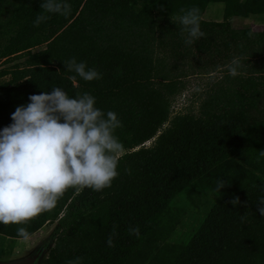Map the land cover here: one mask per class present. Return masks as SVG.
I'll list each match as a JSON object with an SVG mask.
<instances>
[{
	"label": "trees",
	"instance_id": "16d2710c",
	"mask_svg": "<svg viewBox=\"0 0 264 264\" xmlns=\"http://www.w3.org/2000/svg\"><path fill=\"white\" fill-rule=\"evenodd\" d=\"M67 2V17L48 14L35 27L42 0H0V62L22 60L0 69V131L29 96L60 88L69 98L90 94L105 117L115 113L122 126L113 135L124 151L110 187L69 188L26 224H0V243L22 240L19 227L31 237L51 225L42 264L77 257L81 264H264V26L231 25L234 18L264 23V0ZM218 5L212 13L220 20L206 19ZM192 7L205 35L188 46L175 18ZM72 58L101 78L69 79L75 73L63 62ZM233 59L240 63L235 77L228 71ZM221 68L224 77L209 85L196 114L171 115L188 72ZM221 179L227 186L219 194ZM207 193L218 201L197 230L174 240L188 207L178 199L195 210ZM136 227L139 236L130 235Z\"/></svg>",
	"mask_w": 264,
	"mask_h": 264
},
{
	"label": "clouds",
	"instance_id": "9594fccd",
	"mask_svg": "<svg viewBox=\"0 0 264 264\" xmlns=\"http://www.w3.org/2000/svg\"><path fill=\"white\" fill-rule=\"evenodd\" d=\"M42 10L34 26L50 19L48 14L67 17L71 5L67 0H42ZM176 17L185 44L191 46L202 38L199 8L192 7ZM172 19V18H171ZM251 36V33H249ZM66 70L84 81L101 78L95 69L75 58L63 62ZM240 63L233 59L228 66L229 75L237 76ZM26 106L16 108L11 115L12 124L0 131V224H26L56 202L69 188H91L97 192L110 187L117 176L118 157L123 145L113 135L121 122L115 113L106 114L95 108V98L88 93L78 98L69 96L60 88L29 96ZM227 186V181H217L215 192ZM239 205V198L230 201ZM259 205H264L261 198ZM258 205V206H259ZM264 217V207H258ZM130 235L139 236V228H131ZM23 241L30 239L24 227L17 229ZM107 244L113 247V236ZM77 257L68 264H81Z\"/></svg>",
	"mask_w": 264,
	"mask_h": 264
},
{
	"label": "rangeland",
	"instance_id": "374dc122",
	"mask_svg": "<svg viewBox=\"0 0 264 264\" xmlns=\"http://www.w3.org/2000/svg\"><path fill=\"white\" fill-rule=\"evenodd\" d=\"M206 19H216L220 20L219 17L214 16L212 12H208ZM232 28L234 29H243L249 28L252 30L262 29L264 23L261 19L253 18V19H241L234 18L231 20ZM166 52V51H164ZM160 56H163V52H160ZM22 60H16L14 63H20ZM14 63L4 64L3 61L0 62V69L4 67H9L14 65ZM199 64V63H197ZM195 67V66H194ZM189 77L186 81L185 91L176 96V98L172 101L171 105V115L174 116L176 114H184L187 112L196 114L199 110V105L203 101L205 97V93L209 88V85L215 81H221L225 75L224 68L221 70L215 71L211 74H197V70L193 72H188ZM151 142L146 145H150ZM214 195V194H213ZM211 195L210 193L206 194V199L202 201V203L195 209L190 205L191 203H187V200L178 199L177 206H186V213L184 215L183 224H180L176 229V237L173 236V239L178 237H183L188 235L193 230H197L200 226L202 220L207 215L210 207L216 201H218V197L216 195ZM178 198V197H177ZM174 199V202H176ZM54 226L46 225L42 227L39 231H37L34 235L30 237L28 241L16 240L12 243L7 242L1 244L0 243V251H7L10 249L9 254H6L3 257H0V262H11L20 259H24L27 257L32 258H40L38 264H42L43 258L47 255V249L51 246V241L49 239V235Z\"/></svg>",
	"mask_w": 264,
	"mask_h": 264
},
{
	"label": "water",
	"instance_id": "95a60500",
	"mask_svg": "<svg viewBox=\"0 0 264 264\" xmlns=\"http://www.w3.org/2000/svg\"><path fill=\"white\" fill-rule=\"evenodd\" d=\"M40 258L27 257L24 259L11 261V262H0V264H36L39 263Z\"/></svg>",
	"mask_w": 264,
	"mask_h": 264
},
{
	"label": "crops",
	"instance_id": "0c3cea01",
	"mask_svg": "<svg viewBox=\"0 0 264 264\" xmlns=\"http://www.w3.org/2000/svg\"><path fill=\"white\" fill-rule=\"evenodd\" d=\"M221 5H218V6H213L208 9V12H213V11H218L219 8H220ZM208 12H207V15H208Z\"/></svg>",
	"mask_w": 264,
	"mask_h": 264
},
{
	"label": "flooded vegetation",
	"instance_id": "af4514ba",
	"mask_svg": "<svg viewBox=\"0 0 264 264\" xmlns=\"http://www.w3.org/2000/svg\"><path fill=\"white\" fill-rule=\"evenodd\" d=\"M36 264H38V263H36Z\"/></svg>",
	"mask_w": 264,
	"mask_h": 264
}]
</instances>
